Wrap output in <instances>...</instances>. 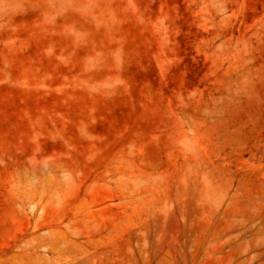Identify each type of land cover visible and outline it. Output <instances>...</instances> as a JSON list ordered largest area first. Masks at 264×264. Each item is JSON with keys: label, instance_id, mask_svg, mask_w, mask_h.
Segmentation results:
<instances>
[{"label": "rangeland", "instance_id": "374dc122", "mask_svg": "<svg viewBox=\"0 0 264 264\" xmlns=\"http://www.w3.org/2000/svg\"><path fill=\"white\" fill-rule=\"evenodd\" d=\"M0 264H264V0H0Z\"/></svg>", "mask_w": 264, "mask_h": 264}]
</instances>
